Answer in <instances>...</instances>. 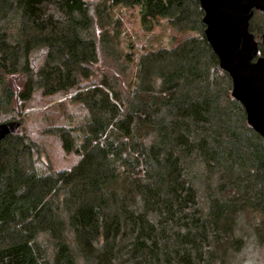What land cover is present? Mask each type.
Instances as JSON below:
<instances>
[{"label": "trees", "instance_id": "1", "mask_svg": "<svg viewBox=\"0 0 264 264\" xmlns=\"http://www.w3.org/2000/svg\"><path fill=\"white\" fill-rule=\"evenodd\" d=\"M127 6L145 30L167 19L199 36L131 67L105 29ZM202 17L198 0H0V117L21 123L0 142V264H228L241 214L259 218L264 242V139ZM249 31L264 34V13ZM36 93L70 94L81 109L74 127L48 130L77 157L68 170L44 167L25 132Z\"/></svg>", "mask_w": 264, "mask_h": 264}, {"label": "rangeland", "instance_id": "2", "mask_svg": "<svg viewBox=\"0 0 264 264\" xmlns=\"http://www.w3.org/2000/svg\"><path fill=\"white\" fill-rule=\"evenodd\" d=\"M85 1L92 5L101 2V0ZM109 18V26L105 25V29L110 34L117 33V47L123 56L130 54L131 67H136L138 59L148 49H169L188 36H199L198 29L180 30L170 25L167 19L157 20L150 30H145L138 9L128 6L113 8ZM254 39L258 44L261 43V36L256 35ZM105 61L113 62V58L108 57ZM124 61L126 62V57ZM127 75V79L131 77V74L127 73ZM3 118L0 117V123L4 122ZM81 118V109L77 104L70 102V94H56L50 97H43L40 93L34 94L23 112L22 124L31 139L41 146L43 151L41 160L44 167L65 171L77 162L75 155H66L62 151L58 138L52 136L48 130L54 127H74ZM239 221L240 227L244 229V234L241 233L244 243L240 250L229 254L228 264H264V242L258 244L251 229L260 221L259 218L241 214Z\"/></svg>", "mask_w": 264, "mask_h": 264}, {"label": "water", "instance_id": "3", "mask_svg": "<svg viewBox=\"0 0 264 264\" xmlns=\"http://www.w3.org/2000/svg\"><path fill=\"white\" fill-rule=\"evenodd\" d=\"M198 4L217 68L231 80V97L242 105L248 126L264 139V57L249 31L253 13H264V0H198ZM20 126L19 121L0 123V142Z\"/></svg>", "mask_w": 264, "mask_h": 264}]
</instances>
